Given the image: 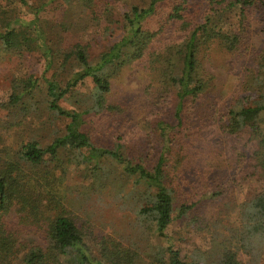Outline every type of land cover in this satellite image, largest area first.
<instances>
[{
  "label": "trees",
  "instance_id": "16d2710c",
  "mask_svg": "<svg viewBox=\"0 0 264 264\" xmlns=\"http://www.w3.org/2000/svg\"><path fill=\"white\" fill-rule=\"evenodd\" d=\"M59 1L69 5L73 0ZM94 1L84 0L82 5L93 11L97 4ZM19 2L28 5L26 0ZM167 2L171 8L168 14H163L164 22L183 21L188 26L185 39L175 43L182 46L172 58L177 59L174 74L168 75L171 83L168 87L176 93L174 118L178 124L163 119L157 123L162 155L153 170H148L127 157L132 154L131 140L125 142V137L119 135L112 148L103 146L85 126L89 117L122 113L120 106L108 103L112 80L121 68L143 59L155 40V34L146 28L145 22L163 10ZM201 4H207V10L203 19L196 21L186 17L196 7L195 0H151L147 7H131L122 17L123 37L95 61L81 43L69 48L58 44L66 34L61 23L42 19L26 21L16 16L5 24L0 32V54L39 55L44 58L46 69L41 77L24 75L13 79L9 100L0 104V264H14L21 253L22 264H155L151 255L144 258L118 238L94 233L89 219L80 218L69 209L70 189L66 183L73 166L90 168L92 186L80 190L82 199H91L93 187L99 189L96 194L108 193L110 189L117 197L124 194V200L133 194L136 225L142 232L150 230L160 238L167 237L178 208L175 188L169 183L167 154L172 151L179 127L182 133L183 115L198 103L209 86V80L202 76V47L219 41L229 52L237 51L242 46L241 37L227 30L224 17L237 13L245 29L253 14L264 17V0H201ZM109 31L112 32L111 26L105 29L106 34ZM50 32L59 37L52 38ZM69 61L79 70L67 81L58 80L56 72L48 74L58 67L65 68ZM255 63L256 67L245 75L246 85L241 86V92L247 87L249 91L242 92L232 104L234 108L226 113L225 121L226 131L232 135L252 137L246 144L254 155L245 162L251 175L259 176L264 174V128L261 127L264 54L259 57L257 54ZM71 100H75L74 108L62 105ZM58 120L65 121L62 131ZM254 142L256 148L251 145ZM130 180L134 184L125 192L126 184L122 185L121 181ZM243 205L245 245L248 240L264 236V193ZM189 210V206L181 204L178 217H186ZM9 215H14L10 222ZM21 229H41L46 248L22 244L17 248ZM165 259L161 256L157 261L159 264H243L232 253H226L217 262L208 263L201 258L187 261L172 247L165 250Z\"/></svg>",
  "mask_w": 264,
  "mask_h": 264
},
{
  "label": "rangeland",
  "instance_id": "374dc122",
  "mask_svg": "<svg viewBox=\"0 0 264 264\" xmlns=\"http://www.w3.org/2000/svg\"><path fill=\"white\" fill-rule=\"evenodd\" d=\"M150 1L95 0L93 12L89 6L82 5L84 0H73L69 5L59 0H26L27 6L19 0H0V32L16 16L26 21L42 19L61 23L66 34L58 44L69 48V45L81 43L95 61L123 37V15L133 6L147 7ZM195 1L196 7H192L188 15L185 13L188 20H202L205 16L207 4L203 6L201 0ZM170 8L167 2L156 16L146 20L145 26L155 34V40L141 61L121 68L112 80L108 103L120 106L122 113H104L95 119L89 117L85 126L103 146L112 148L119 135L125 137V142L131 140L132 154L127 157L148 170H153L162 155L163 144L157 123L163 119L178 124L174 118L176 93L168 87L171 84L168 75L173 73L177 61L172 58L182 46L175 43L185 39L188 26L183 21L165 23ZM224 20L227 30L240 35L242 46L234 52L226 50L219 41L205 43L209 45L202 47V76L209 80V86L198 103L188 110L192 113L183 115L182 133H179V127L172 151L167 154L169 183L175 188L178 208L166 238H160L154 231L142 232L136 225L133 194L124 200V194L117 197L111 189L108 193L96 194L94 192L99 189L93 187L91 199L84 200L80 190L92 186L90 168L73 166L69 171L66 183L70 189L69 209L76 216L89 219L94 233L118 238L144 258L151 255L155 264H159L158 257L166 260L165 250L169 247L179 250L187 261L201 258L208 263L217 262L226 253H232L243 264H264V236L243 245L242 237L247 232L241 219L243 204L264 193V174L251 175L247 169L245 161L253 157L254 152L246 143L252 137L232 135L226 131L228 124L225 121L226 113L234 108L232 104L242 92L249 91L247 87L241 92V86L246 85L248 70L256 67L255 56L264 54V17L260 13L253 14L247 29L237 13L228 18L225 16ZM109 26L112 32L106 34L105 29ZM50 35L54 39L59 37L51 32ZM45 69L46 62L39 55L0 54V104L9 100L13 79L24 75L41 77ZM78 70L75 63L69 61L65 68L58 67L57 71L51 70L48 74L56 72V78L65 82ZM74 104L75 100H71L62 105L71 109ZM58 125L62 131L65 121L58 120ZM261 127L264 128V121ZM251 145L256 148V142ZM121 184H126V192L134 181H121ZM181 204L189 206L190 212L180 219ZM13 216L7 217L9 222ZM19 235L17 248L20 244L46 248L41 229H21ZM21 256L23 253L14 264H22Z\"/></svg>",
  "mask_w": 264,
  "mask_h": 264
}]
</instances>
